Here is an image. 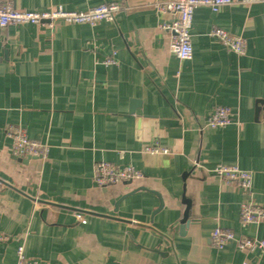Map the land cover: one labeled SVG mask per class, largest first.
Returning a JSON list of instances; mask_svg holds the SVG:
<instances>
[{"label":"crops","instance_id":"obj_1","mask_svg":"<svg viewBox=\"0 0 264 264\" xmlns=\"http://www.w3.org/2000/svg\"><path fill=\"white\" fill-rule=\"evenodd\" d=\"M155 1L15 0L37 12L121 9L94 23L0 27V264H15L21 244L43 264H264L260 250L211 241L217 226L264 237V219L240 221L243 200L264 205V0L198 6L188 60L171 51L160 27L170 14ZM214 26L243 36L246 51ZM220 106L234 121L208 127ZM12 125L45 143L46 158L14 155ZM154 144L168 152L146 151ZM101 160L144 177L98 186ZM223 164L251 171V191L211 172Z\"/></svg>","mask_w":264,"mask_h":264},{"label":"built area","instance_id":"obj_2","mask_svg":"<svg viewBox=\"0 0 264 264\" xmlns=\"http://www.w3.org/2000/svg\"><path fill=\"white\" fill-rule=\"evenodd\" d=\"M253 1V0H245ZM233 0H156L154 5L158 12L169 13L170 18L160 24L164 30L172 33L170 49L180 59L188 60L193 57L191 29L195 9L198 6H209L214 12L220 7L231 4ZM121 9L117 2L102 3L87 11H66L51 7L43 12L19 10L15 0H0V27L10 24L41 23L44 20L65 19L70 22L94 23L99 20H114L115 14ZM211 35L220 41L229 50L239 54L246 51V42L243 36L234 35L224 28L214 26ZM234 121L231 109L226 106L216 108L208 117L206 125L210 128L224 127ZM6 134L12 139V153L19 157L46 158L48 146L40 141L29 138L26 131L19 125H12L6 129ZM152 153H166L168 148L154 144L146 147ZM226 184H233L240 189L250 192L252 187L251 171L240 169L232 165H217L211 171ZM94 181L98 186H110L142 179L144 174L132 165L120 167L109 161H97L94 165ZM264 219V205L253 199L243 200L240 206V221L243 226ZM8 235L0 232V241H6ZM211 241L214 247L221 249L235 243L242 251L260 250L264 252V237L236 236L235 233L220 226L211 232ZM15 264H43L34 257L26 256L24 246L17 247V261ZM244 264H249L245 262Z\"/></svg>","mask_w":264,"mask_h":264},{"label":"water","instance_id":"obj_3","mask_svg":"<svg viewBox=\"0 0 264 264\" xmlns=\"http://www.w3.org/2000/svg\"><path fill=\"white\" fill-rule=\"evenodd\" d=\"M264 103V101H262ZM161 205H162V202H161ZM190 224V219L188 218V211H186L185 213V217H184V220H183V225H189ZM182 225V226H183Z\"/></svg>","mask_w":264,"mask_h":264}]
</instances>
